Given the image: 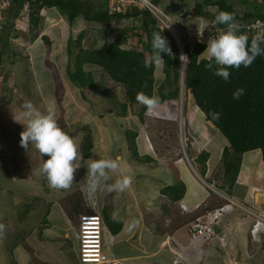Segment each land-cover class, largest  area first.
<instances>
[{"label": "rangeland", "instance_id": "rangeland-1", "mask_svg": "<svg viewBox=\"0 0 264 264\" xmlns=\"http://www.w3.org/2000/svg\"><path fill=\"white\" fill-rule=\"evenodd\" d=\"M83 1L95 10L105 9L101 0ZM168 1L170 2L162 1L161 6L165 10L173 8L170 16L175 22V28L178 27L177 42L180 43L181 52H184L181 43L187 42L192 46L196 41H200L207 44L208 40L220 35L219 32L211 30L208 19L202 16L200 19L192 18L195 15L192 14L191 6L195 0H186L182 3L174 0ZM231 1L235 3L238 11H242L241 0ZM256 1L262 2L263 0ZM7 5L8 0H0V34L2 36L0 38V223L5 224L7 229L3 238H0V264H6L15 256L11 253L10 255L9 252L13 250L12 244L15 243L18 232L30 228L31 222L29 221H33L35 217L37 219V216L41 219L46 218L48 215L45 212L52 202L54 205L52 218L58 222L65 220V217L56 202L68 211V207L70 208L68 205L76 198L84 204H86L85 198L89 199L86 205H92L102 216L112 218L114 215L112 210H115L117 205L114 202L111 203L109 197L104 198V195H101L104 192L98 191L92 198H89L87 178L82 173L85 169L87 170L88 159L91 160L90 158L93 159V157H98L95 160L114 159L115 156L121 159L120 169L127 173L124 165L127 161L124 160L126 157L124 155L128 154L125 145L129 144V138L124 133L121 134L124 129L140 130L139 137H135L136 143L138 142L141 147L140 139L147 140L148 147L152 145L156 154L166 160L173 161L181 156L183 164L192 173L200 174L201 163L197 159L192 163L191 155H195L199 147L209 151L212 154L210 178L215 175V184L220 186L222 183L223 186L220 165L222 149L227 145V139L209 122L207 126L210 131L205 130L206 133H200L201 129H194L196 128L194 125L191 127L190 122L197 117H202V114L196 107L192 95L185 91L181 79H179V97L170 99L167 103L172 108L174 107L172 111L166 113L161 108L158 109L160 106L158 105L153 112L147 109L141 121L137 114L141 104L129 103L124 86L113 81L101 68L95 65L84 66L85 71H90L92 74L93 84L91 86L77 88L68 80L66 69H73L74 58L78 50L75 39L82 30L83 37L80 46L93 49L101 47L102 41L104 45L111 42L122 27H133L134 25L136 28L128 31L126 43L122 47L146 50L148 43L143 31L138 28L140 21H137V18L113 19L99 23L85 21L78 17L76 27L71 29L65 17H62L57 10L43 7L39 12L38 25L31 27L28 20L29 4L27 10H21L16 18L3 21ZM182 9L192 17L181 18ZM210 9L213 11L214 8ZM186 18L193 21L194 27L199 26L200 29L194 32L191 28H184V30L183 25L187 21ZM3 23L6 25L4 29L2 28ZM68 44L71 53L68 52ZM203 52L200 56L206 57ZM185 61L186 58H183L182 66ZM164 79V69L155 67L156 85ZM28 101L41 112H46L51 107L59 127L77 143L78 148L87 136L90 138L92 146L89 151L93 156L88 159L81 156V167L77 169L74 182L68 190L50 188L46 179L41 175V166L44 160L48 159L47 156L41 157L32 145H29L27 150L20 146V133L25 129L22 124L14 121L13 116L18 114L22 110V105ZM124 102H126L125 108L121 105ZM119 122L123 123H121L122 127L116 126ZM201 135L206 137V140L209 139L208 145L203 143ZM110 141L113 142L111 146ZM120 145L122 146L121 152L125 154L121 157V152L110 155L109 150ZM79 152L81 154L80 149ZM129 156L132 158L130 154ZM241 157L243 162L247 158L253 159V154L245 152ZM181 168L187 184H197L191 176L189 177L188 169ZM110 176L108 183L115 182L119 178V171L110 173ZM199 183L206 186L204 180H199ZM35 197L37 200L34 199ZM99 198L100 208L97 207ZM26 209L31 210V214L30 218H26L28 221L23 224L17 218ZM165 213L166 211L159 210L154 220L163 218ZM171 216H173L172 212ZM72 238L75 243V237L72 236ZM192 239H201V237ZM19 241L17 240V243ZM13 251L16 252V250ZM75 251L74 249V253Z\"/></svg>", "mask_w": 264, "mask_h": 264}, {"label": "crops", "instance_id": "crops-1", "mask_svg": "<svg viewBox=\"0 0 264 264\" xmlns=\"http://www.w3.org/2000/svg\"><path fill=\"white\" fill-rule=\"evenodd\" d=\"M174 1L186 2V0ZM100 2L105 5L104 0ZM159 6L162 7L160 4ZM186 13L182 9L181 18L192 17ZM197 17L192 18L200 19ZM186 20L183 29L191 28L193 32L200 29L199 26H193V21H189L188 18ZM76 21L77 19L71 25V29L76 27ZM165 101L160 102L158 109L161 108L162 111L169 113L174 107L167 104L168 100ZM139 121L141 120L139 119ZM188 121L190 122L189 119ZM204 121L202 115V117L193 119L190 124L191 127L193 125L196 127L194 129H201L200 133H206L205 130L210 131V129L207 126L208 121H205L206 123ZM121 123L119 122L116 126L122 127ZM124 130L121 134L126 135L127 130ZM134 131L137 132L136 138H138L140 130L135 129ZM201 137L204 144L210 143L209 139L206 140L207 138L202 135ZM140 142L141 147L138 142L136 143L138 156H151L154 159L153 165L148 162H140L129 150L128 154L121 152V145L110 150L108 148L110 155L121 152V157L125 154L124 160L127 163L124 165L127 173L120 169L119 178L122 175L131 176L132 185L122 193L108 194L104 192L101 194L104 195V198L109 197V201L117 205L115 210H112L114 215H111H113L112 218L116 217L121 221V228L116 234H112L104 222L107 234L104 232L103 249L107 262L103 264H264V231L259 232L257 237H252L250 233L254 221V215L250 211L264 214V160L259 149L247 151L253 154V159L247 158L243 162L241 159L239 173L231 188L224 182L223 186L222 183L217 186L215 175L210 178L212 154L207 151L209 156L206 160L204 176H202L211 183L214 181L215 185L213 184V186L217 190L208 192L206 186L199 183L201 180L198 177L199 173H192L183 164L181 156L176 157L173 161L166 160L156 154L153 147L151 150L150 146L152 145L148 147L144 139H140ZM112 144L113 142L110 141V146ZM125 147L128 149L127 145ZM201 148L199 147L195 155H191L192 163L195 162ZM92 156L90 155L88 158ZM95 158L98 157L90 158L91 160L88 159L87 162L95 160ZM181 167L185 170L188 169L189 177L191 176L197 184H187ZM196 170H198L197 166ZM82 175H87L86 169ZM180 182L183 184V193L179 198L173 200L168 195L161 193V189L165 186L176 185ZM85 200L88 202L89 199L85 198ZM99 200L100 198L97 201L98 208H100ZM227 203L230 206L215 218L214 229L218 237L210 240L190 237L188 224L191 220L202 216L206 210H213ZM56 205L65 220L59 222L53 220L52 208L54 205L53 202L50 203L45 212L48 215L47 219L37 216V219L35 217L33 221H29L31 222L30 228L26 232L23 229L24 232H21L24 234L23 239H19L20 241L13 249L16 250V252L13 251L16 258H14L15 256L11 260L9 258L10 261L6 264H80L77 251L76 210L70 204L68 211L57 202ZM85 205L80 202V207L76 212L84 211L88 207L86 205L83 208ZM161 209L166 211L163 218L154 220ZM171 212L173 216H171ZM73 218L75 219L73 220ZM133 219L138 221V226L129 231L128 224ZM21 223L25 224V221L23 220ZM71 233L76 239L75 243ZM219 237L222 238L219 239Z\"/></svg>", "mask_w": 264, "mask_h": 264}, {"label": "trees", "instance_id": "trees-1", "mask_svg": "<svg viewBox=\"0 0 264 264\" xmlns=\"http://www.w3.org/2000/svg\"><path fill=\"white\" fill-rule=\"evenodd\" d=\"M104 2L105 9L99 11L93 9L83 0H8L3 21H11V18H16L25 3L30 7L28 20L31 27L38 25L39 12L43 7L57 10L62 17H65L69 27L78 17L85 21L99 23L109 22L113 19L137 18V21H140L138 28L143 31L148 43L146 50L122 47L126 43L128 31L131 28H136L134 25H132L133 27H122L111 42L93 49L80 46L83 37L82 30L75 39L78 50L74 58L73 69H66L68 80L77 88L91 86L93 84L92 74L90 71H85L84 66L95 65L104 70L113 81L124 86L129 103L137 102L136 95L141 92L149 97L159 96L160 102H163L179 97V79L183 75L185 91L192 95L194 103L205 121L213 124L227 139V145L222 149L221 157L222 180L231 188L239 173L243 153L259 149L264 160V55L257 56L250 67L229 68L228 71L231 75L229 81L225 82L223 78L213 74L218 66L213 62L214 67L209 70L206 67L209 62L207 57L200 56L207 46L205 42L196 41L192 46L186 42L183 45L186 61L182 66L177 43L167 30H161L158 21L149 10L131 7L124 12L112 13L106 7V0ZM154 2L161 5L162 0H154ZM241 6L242 11H238L235 3L231 0H195L191 8L193 15L208 19L211 30L220 34L226 31L227 26L213 24L215 16L220 11L234 14L236 21L242 25L237 33L239 35L246 34V25L256 20L264 21V0L262 2L241 0ZM210 8H214L213 11ZM167 11L166 13L171 15L170 12L173 10L168 9ZM5 27L6 25L3 23L2 28ZM159 31L167 39L172 56L164 55L165 79L156 85L155 66L145 67V60L151 55L152 33ZM247 36L250 43L252 37ZM7 37H9L8 34ZM261 46L264 47V44ZM67 48L71 53L69 44ZM239 88H243L245 94L239 100H234L233 93ZM121 105L125 108L126 102ZM145 110V106L141 105L137 113L140 120H142ZM213 112L220 113L218 120L212 118L211 113ZM136 134L137 132L133 130L126 131L129 138L128 150L140 162H148L153 165L154 159L151 156H138ZM91 146L92 143L87 136L79 148L83 158H88L91 155L89 151ZM208 156L209 153L204 149L196 156L197 161L201 163L200 173L202 175ZM161 193L175 200L182 195L183 184L180 182L176 185L165 186L161 189ZM34 199L37 200V197ZM70 206L77 211L80 207V199L72 200ZM31 210L27 211L26 209L21 212L17 220L19 222L28 221L26 218H30ZM103 220L112 234H116L120 230L121 221L119 219L104 215ZM23 236V233L18 232L15 243L12 244L13 249L18 244L17 240L23 239ZM10 253L13 254V250Z\"/></svg>", "mask_w": 264, "mask_h": 264}, {"label": "clouds", "instance_id": "clouds-1", "mask_svg": "<svg viewBox=\"0 0 264 264\" xmlns=\"http://www.w3.org/2000/svg\"><path fill=\"white\" fill-rule=\"evenodd\" d=\"M212 23L215 25H226L227 28L226 31L220 34L217 38L207 41V47L203 52L209 61L206 67L209 70L213 69L214 62L218 67L213 74L223 78L225 82H228L231 75L228 71L229 68L239 69L241 66L245 68L250 67L256 60L257 56L264 55V47L261 46L264 44V35L254 36L249 43V37L246 34L237 35L242 28V25L236 21L234 14L226 11H220L215 16ZM103 45L104 42L102 41L101 47ZM151 48V55L145 60V67L155 66L156 68L162 69L165 63L163 58L164 55L172 56V51L167 39L161 35V31L152 33ZM181 53L182 52L180 51V56ZM185 57L186 56L182 55L180 58L183 60ZM182 76L183 75H181V77ZM244 94L245 90L243 88H239L233 93V99L239 100ZM136 101L145 106L149 112H153L160 104V97H149L141 92L137 93ZM211 116L214 120H218L220 118V113L213 112L211 113ZM13 119L15 122L22 124L25 129L20 133V146L27 150L29 145H32L39 152L41 157H48L47 160H44L41 166V175L46 179L49 187L54 190L70 189L75 179V173L77 169L81 167L80 161L82 160V157L77 143L59 127L55 119L54 110L49 107L46 112H41L36 108V106L28 101L22 105V110L19 111L18 114L14 115ZM150 149L152 150V146H150ZM119 170L120 161L118 157L114 159L101 158L88 162L86 175L88 197L92 198L98 191L110 194L113 192L122 193L128 190L132 185L131 176L122 175L121 178L116 179L115 182L108 183L111 179L110 173H116ZM198 175L201 177L200 174ZM201 178L202 180H206L203 176ZM215 191L217 190L215 189ZM86 204L88 203L86 202ZM225 205H228L225 208L230 206L228 203ZM87 206L88 207L84 211L75 213L77 228L80 214L92 212V210L100 214L98 209H95L94 206ZM216 217L217 216H215L214 219ZM101 218L104 224L102 215ZM114 219H116V217H114ZM255 220L256 217L254 216V221ZM254 221L252 222L250 233L252 237H257L259 232L264 231V227L261 226L255 233L251 232ZM213 223L215 224L214 220ZM137 226L138 221L133 219L129 222L128 229L131 231ZM6 230V225L0 223V238H3ZM106 230L105 226V231ZM216 237H218V235L215 230V236L213 238ZM220 238L222 237H219V239Z\"/></svg>", "mask_w": 264, "mask_h": 264}, {"label": "built area", "instance_id": "built-area-1", "mask_svg": "<svg viewBox=\"0 0 264 264\" xmlns=\"http://www.w3.org/2000/svg\"><path fill=\"white\" fill-rule=\"evenodd\" d=\"M106 7L110 12H124L131 7L139 9H147L152 16L158 21V25L161 30H167L174 38L175 42L180 49V43L177 42V27L175 28V22L166 11L160 7L154 0H106ZM28 4L23 5V10H27ZM246 34L252 38L256 35H264V21L256 20L245 26ZM181 42V40H180ZM183 47V43H181ZM184 52L181 53V56ZM208 192L215 190L212 183L204 180ZM224 205L218 207L212 211H207L203 216L197 217L189 224V234L192 238L201 237L203 240L212 239L215 236V230L213 228V220L215 216L222 213L225 207ZM256 220L252 226L251 232L255 233L261 226L264 227V214L250 211ZM105 226L103 224L101 215L92 210V212H86L79 215L78 218V254L79 262L82 264H100L107 261L106 254L104 252L105 243Z\"/></svg>", "mask_w": 264, "mask_h": 264}, {"label": "water", "instance_id": "water-1", "mask_svg": "<svg viewBox=\"0 0 264 264\" xmlns=\"http://www.w3.org/2000/svg\"><path fill=\"white\" fill-rule=\"evenodd\" d=\"M183 81V76L181 77V82ZM214 221H215V219H214Z\"/></svg>", "mask_w": 264, "mask_h": 264}, {"label": "bare ground", "instance_id": "bare-ground-1", "mask_svg": "<svg viewBox=\"0 0 264 264\" xmlns=\"http://www.w3.org/2000/svg\"><path fill=\"white\" fill-rule=\"evenodd\" d=\"M198 177H199V179H201L202 180V178L198 175Z\"/></svg>", "mask_w": 264, "mask_h": 264}]
</instances>
